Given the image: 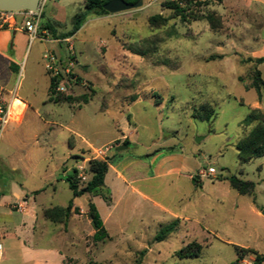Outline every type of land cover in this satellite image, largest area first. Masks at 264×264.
I'll use <instances>...</instances> for the list:
<instances>
[{
    "label": "rangeland",
    "instance_id": "obj_1",
    "mask_svg": "<svg viewBox=\"0 0 264 264\" xmlns=\"http://www.w3.org/2000/svg\"><path fill=\"white\" fill-rule=\"evenodd\" d=\"M166 1L181 0H142L140 8L107 18L89 14L72 37L56 45L27 41L26 74L14 83L20 95L34 98L39 118L29 114L21 126L9 123L0 134V187L19 189L21 183L29 192L45 191L35 201L28 193L25 211L17 204L9 207L11 193L1 197L0 229L14 228L18 234L0 238L7 264L21 263L23 243L33 252H48L42 257L31 252L41 264H51L56 252L64 264H229L236 259L235 246L264 255V156L241 163L234 147L253 126L243 124L249 109L264 113V92L258 98L254 89L245 88L254 67L248 59L264 57V0H188L190 13L198 16L188 23L164 8ZM53 9L56 26L49 16ZM83 10V0H49L43 12L54 30L72 32L73 16ZM155 15L164 20L149 24ZM46 53L55 59L60 92L75 98L72 104L42 105L48 88L49 71L41 59ZM256 67L264 80V63ZM5 73L9 70L0 66V79L7 80ZM83 95L90 96L87 104L81 102ZM204 105L212 110L208 120ZM83 140L94 145L87 147ZM170 148L182 159L179 176L131 185L129 164L143 161L153 169L159 164L154 158ZM90 159L108 162L107 184L74 199L79 211L65 225L44 220V207L65 206L72 198L59 181L61 166L67 174L76 169L85 183ZM13 165L17 172L8 170ZM210 167L215 175L205 176ZM231 176L251 182V193L233 189L226 180ZM131 187L147 199L133 195ZM89 200L109 240L94 242ZM35 213L34 234L24 237L17 226ZM175 220L174 230L155 241ZM192 242L202 246L200 256L177 258L176 252ZM253 258L247 255L240 264H252Z\"/></svg>",
    "mask_w": 264,
    "mask_h": 264
},
{
    "label": "trees",
    "instance_id": "obj_2",
    "mask_svg": "<svg viewBox=\"0 0 264 264\" xmlns=\"http://www.w3.org/2000/svg\"><path fill=\"white\" fill-rule=\"evenodd\" d=\"M109 0H83L84 10L76 13L73 16V31L65 32L60 35H55V31L51 25L46 22L45 28L49 30L56 39H67L71 37L76 31H78L81 25L85 22L87 15L94 14L95 16H107L109 15L104 9L103 5ZM127 3L133 4L139 0H124ZM183 2V3H182ZM191 1L181 0V1H166L163 3V7L172 11L173 15L183 23H188L198 20V16L192 15L190 12ZM42 19V14H41ZM164 19L160 15L152 16L148 19L149 24L156 25L157 22L163 21ZM210 21V18H209ZM55 26L57 23H53ZM249 62H254V67L250 72V84L246 85V89H254L258 98L261 97V93L264 92V80L261 78V73L256 66L264 63V57L257 58L253 61L252 58L248 59ZM61 81V76L59 74L51 76L49 80L48 88V102L54 104H72L75 98L65 95L62 92H58L57 88ZM238 82H242L241 78H238ZM81 102L87 104L90 101V96L83 95L81 97ZM204 109L208 111V106L204 105ZM212 113L210 109L206 115V120L209 119V115ZM243 124L253 125L244 136L238 140L234 147L237 151L238 159L241 163H248L251 160L264 156V113L259 109H249V113L243 120ZM124 144L127 145L125 142ZM172 151L170 148L169 151ZM154 153H158L155 151ZM153 153V154H154ZM148 155L144 156L146 158ZM108 162L106 160L90 159L87 165V172L89 174V179L85 183H81L77 178L78 171L73 169L72 173L64 177V181L67 183L69 190L72 194V199L68 202L66 206H54L47 208L43 211V217L52 222L66 224L70 217L77 214L79 211L77 207L74 206L73 200L82 197L86 194H95L101 190L104 186V178L108 171ZM230 186L238 191L240 194L251 193L253 189V184L251 182H243L238 180L236 177L231 176L226 178ZM194 181V180H193ZM196 183V182H195ZM106 201V198H103ZM87 213L90 219L91 225L94 229V234L92 236L94 242H104L109 240L110 237L106 232L98 210L92 200L87 203ZM178 221L175 220L171 224L164 226L155 237V241L159 242L165 237H167L175 228ZM202 251V246L198 243L192 242L181 248L176 252V256L179 259L184 258H197L200 256ZM236 259L229 264H240L242 259L247 255H253L254 260L252 264H261L264 262V255H259L255 250L249 248H241L235 246ZM87 264H100L94 261H90Z\"/></svg>",
    "mask_w": 264,
    "mask_h": 264
},
{
    "label": "crops",
    "instance_id": "obj_3",
    "mask_svg": "<svg viewBox=\"0 0 264 264\" xmlns=\"http://www.w3.org/2000/svg\"><path fill=\"white\" fill-rule=\"evenodd\" d=\"M55 11L56 10L53 9V10H51L49 12V16L51 18V21H53L54 23L59 22L58 18L56 16H54L55 13H56ZM91 15L93 16L92 17L93 19L107 18V17L111 16V15H107V16L98 17V16H95L94 14H91ZM47 18H49V17H47ZM21 20H22L21 17L18 16L16 18V20H15V25L13 27H11V26L9 27V26L0 24V66L3 65V67L5 69L9 70V73H7V74L5 73L6 74L5 77H6L7 80L0 79V87L4 90V98L8 102H11V109L14 108V111L16 112V114H15L14 111L12 112V116L13 115H15V116L10 121V124L12 123V125H14L16 127L21 126V124L23 123V121L27 117L30 118L31 116H29V114L30 115L33 114L34 115L33 117L36 120H38V118H39V110H38L37 106L35 105V102L33 101L34 98L31 95H28V94L27 95H20L19 94V90H18L19 83H17V84L14 83V81L16 80L17 76L20 75L22 78L25 77L26 64H27V60H28V58L26 57V43H27V41H30V39H29L28 34L22 28V21ZM45 20H46V17L44 15V12L42 11V19L40 20V23H39V26H38V29H37V34L39 32L40 34L42 33V35H45V36L48 35V38H49L50 35H51V37H53L52 36L53 34L51 32H49L48 29L45 28V25H46ZM65 32H67V31H65ZM65 32L56 30L55 31V35H60V34L65 33ZM48 38L46 40H43V41H50V42L54 43L55 45H56L57 41L62 40V39H56V38H53L51 40V39H48ZM39 41H42V40H39ZM51 51H54V49L52 48ZM58 54H59V56H63V52L61 50L58 51ZM25 57H26V59H25ZM24 59H25V63H24V66H23L22 62L24 61ZM45 74L47 76L48 88H49L50 77L54 76V74L51 73V72H49V73L45 72ZM48 88H47V94H46V96H45V98H44V100L42 102V105L54 104V103H50V102L47 101L48 100ZM12 93H15V98L14 99L12 97ZM68 108L72 109V107H69V106H68ZM81 108L82 107H80V108H78L76 110L79 111ZM72 110H74V109H72ZM121 132L125 133V131H121ZM121 132H119V133L121 134ZM70 134L73 137L75 136L72 132H70ZM115 137L116 136H114V138L111 139L106 144H109V143L113 142L114 140H116ZM82 142H84L85 146H87V147L88 146L90 147V146L94 145L93 143L88 142L86 140H83ZM175 155H176V151L159 153V155L154 158V160H158L159 159V164H157V166L155 168L153 167V169H150V165L147 162H143V161L142 162L141 161H134V163L129 164V168H128L129 177L128 178H129V181L131 182V185L132 184H136L138 181L143 180V179H153L155 177L163 178V177H165L167 175H177V176H179V174H180V164L182 162V159L176 158ZM154 160H152V162H151L152 164L154 163ZM63 165L61 166V175H60L61 179L60 180L58 179L60 182L64 181V177L69 175V174H67V171L63 170L64 169ZM8 170L10 172H17V169H15V165L10 167ZM109 172H110V169L108 168V171H107V173L105 175V178H104V184L105 185L107 184V178H108ZM147 175H148V177H147ZM0 176H1V180H2L3 174H0ZM187 178L190 180V182L193 184V186L195 188H197L196 187L197 183H194L193 177L190 174V172L187 175ZM1 183L2 182L0 181V185H1ZM112 183H113L114 187L118 186V183H116V184H115V182H112ZM19 186H20L19 189L15 188V186H14L13 189L8 188V190L5 189L4 187H0V201H1V197H5L6 193H11V197L13 198V201L9 204V207L11 208L12 205L17 204V205H20L21 208H23V209H21V211H25L27 209V207H28V203H29V200H30V197H29L28 193H30V195H32V198L35 201V198L39 194H41L43 191H45V188H42V189H39V190H35V191L29 192L23 187V185L21 183H19ZM128 190L129 189H127V191ZM129 191L133 195L139 196L142 199H147V197L141 191H139L137 188L131 187ZM68 202H67V204H68ZM73 203H74V206L76 207V203H75L74 200H73ZM155 205H157V204H155ZM52 207H54V206H52ZM159 208L160 209H164L165 207L159 205ZM45 209H47V208L44 207L41 210L42 215H43V211ZM100 218H101V216H100ZM44 220H46V219L44 218ZM36 222H37V214L35 213V215L32 216L31 221L23 222L22 225L17 226V228L19 229L18 233L19 234L22 233L23 236L24 235L26 236V235H28L30 233L34 234V228H35ZM48 222L50 224H53V225L60 224V223H52L50 221H48ZM49 223H47V225ZM103 226H104V224H103ZM14 231H16V230H14V228L11 229V232H10V230H8L6 228H3L2 230L0 229V238L1 237H5L7 235H11V236L17 237L18 234H16V232H14ZM249 249H251V248H249ZM31 252L33 254L39 253V255L41 257L44 256L45 253H48V252H45L43 249H37V250H35L33 252L32 248L29 249V246H26L23 243L22 244V254L23 255H22V261H21L20 264H41V261L37 260L35 255H32ZM256 252L259 255H262L258 251H256ZM39 255L36 254V256H39ZM53 257H54V260L51 261V264H64L63 263L64 257L61 254V252H56V255H54ZM253 260H254V258H253ZM7 262H8V258L6 256V253L4 254L2 252V260L0 261V264H7Z\"/></svg>",
    "mask_w": 264,
    "mask_h": 264
},
{
    "label": "built area",
    "instance_id": "obj_4",
    "mask_svg": "<svg viewBox=\"0 0 264 264\" xmlns=\"http://www.w3.org/2000/svg\"><path fill=\"white\" fill-rule=\"evenodd\" d=\"M48 1L49 0H39L38 12L0 10V24L13 27L16 18L19 16L22 19V28L28 34L30 41L44 40V37L38 36L37 29L41 20L42 11ZM42 59L45 61V69L56 75L57 73L53 70L55 59L47 53L42 56ZM60 90H62V88L58 87L57 91L60 92ZM12 97L13 99L15 98V93H12ZM11 119V102H8L4 98V90L0 87V134L8 126ZM204 175H215V170L210 167ZM78 180H80V182L82 180L84 181L85 177L79 175ZM2 252L3 247L0 243V261L2 260Z\"/></svg>",
    "mask_w": 264,
    "mask_h": 264
},
{
    "label": "water",
    "instance_id": "obj_5",
    "mask_svg": "<svg viewBox=\"0 0 264 264\" xmlns=\"http://www.w3.org/2000/svg\"><path fill=\"white\" fill-rule=\"evenodd\" d=\"M39 0H0V10L5 11H28L38 12ZM142 0L130 4L124 0H109L103 5V9L110 15L118 14L121 12L131 11L140 8ZM126 147H119L117 150H123ZM264 215V212L261 213Z\"/></svg>",
    "mask_w": 264,
    "mask_h": 264
},
{
    "label": "bare ground",
    "instance_id": "obj_6",
    "mask_svg": "<svg viewBox=\"0 0 264 264\" xmlns=\"http://www.w3.org/2000/svg\"><path fill=\"white\" fill-rule=\"evenodd\" d=\"M14 111V108L11 109V117H12V112Z\"/></svg>",
    "mask_w": 264,
    "mask_h": 264
}]
</instances>
